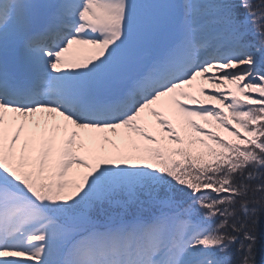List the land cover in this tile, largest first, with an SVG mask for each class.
<instances>
[{"label":"snow or ice","instance_id":"1","mask_svg":"<svg viewBox=\"0 0 264 264\" xmlns=\"http://www.w3.org/2000/svg\"><path fill=\"white\" fill-rule=\"evenodd\" d=\"M0 264H264V0H0Z\"/></svg>","mask_w":264,"mask_h":264},{"label":"rangeland","instance_id":"2","mask_svg":"<svg viewBox=\"0 0 264 264\" xmlns=\"http://www.w3.org/2000/svg\"><path fill=\"white\" fill-rule=\"evenodd\" d=\"M39 2H52V0H39ZM174 35H175V33H172L171 36H170V38H172ZM209 38H211V37H209ZM82 53H83L82 50H78V49H77V46H74L73 49L70 50V52L67 53L66 55H67L70 59H75V58H78L79 56H83V55H81ZM206 95H207V94H206ZM202 98H203V97H202ZM226 103H227V101H226ZM197 119H199V118H197ZM201 122L203 123V121H201ZM218 131H221V134H222V135L227 136V133L223 132V130L219 129ZM107 135H108L109 137H111L112 140H115V141L117 142V144L120 143V137H119V135H117V134H113V133H107ZM228 138H232V137H228ZM101 143L104 144V149H105L106 151H108V152L114 151L113 146H112L111 143L104 142L103 140H101ZM83 154L86 155L87 153H83Z\"/></svg>","mask_w":264,"mask_h":264},{"label":"trees","instance_id":"3","mask_svg":"<svg viewBox=\"0 0 264 264\" xmlns=\"http://www.w3.org/2000/svg\"><path fill=\"white\" fill-rule=\"evenodd\" d=\"M254 3L258 4L259 3V0H253ZM249 39H251V37H249ZM217 130H219V128H217ZM179 199V197H178ZM188 203H191V200H188ZM187 206V205H185Z\"/></svg>","mask_w":264,"mask_h":264}]
</instances>
